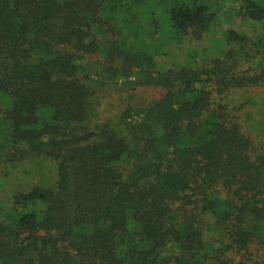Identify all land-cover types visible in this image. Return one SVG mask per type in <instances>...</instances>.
Segmentation results:
<instances>
[{"label": "trees", "instance_id": "1", "mask_svg": "<svg viewBox=\"0 0 264 264\" xmlns=\"http://www.w3.org/2000/svg\"><path fill=\"white\" fill-rule=\"evenodd\" d=\"M229 1L262 32L198 62L206 0H0V264H264V127L225 100L264 82V0Z\"/></svg>", "mask_w": 264, "mask_h": 264}, {"label": "rangeland", "instance_id": "2", "mask_svg": "<svg viewBox=\"0 0 264 264\" xmlns=\"http://www.w3.org/2000/svg\"><path fill=\"white\" fill-rule=\"evenodd\" d=\"M206 1L212 7H214L218 12L219 23L217 29L216 28L212 29V31L200 43H192V44H190L189 42L185 43V46L189 49V51L192 50L199 52V57L196 58L197 61L202 60L207 54L210 55V53L207 52L206 48L210 49L209 52L211 53L214 52V47L216 45L214 44L215 43L214 41H218L220 39L221 33L219 32V30L221 29L244 31L251 37L258 36L262 32V27L260 24L243 18V16L239 12V8H238L239 3H232L229 0H206ZM94 58L96 59V57ZM255 63L256 61L253 62L254 65ZM239 69H242L241 63ZM101 79L103 81L102 83L103 85L101 87L105 86L104 87L105 90L102 93L103 96H101L99 99L100 117L103 119L109 117L114 118L126 108V103L124 98H126L128 92L127 91L119 92L120 88L125 87L124 85L125 78L116 77L114 79L111 78L106 79L105 77L102 76ZM160 93L161 91L159 89L152 90L151 92H149V90L145 88H139V90H137V92L134 93V96L138 95L139 98L143 99L151 95L154 96L155 94L158 96L160 95ZM246 93L249 94L246 95ZM225 95H226L225 100H231V99L237 100V101L235 100L236 102L232 104L229 103L230 107L227 111L228 116L232 119H235L241 124L242 129L245 131V133H247L251 137L255 145L254 147L257 148V145L259 144L261 145L262 143L258 133L254 130H259L260 125H263L262 127H264V82H260L259 85L254 87L244 88L242 90L239 89L236 92L228 91L225 93ZM246 96L250 99H253L254 104H246L243 107L242 111L233 108L234 104L239 102L240 99H242L243 101ZM218 97H219L218 95H215V98L219 99ZM131 98L133 99V97ZM256 254L259 259L261 260L264 259V253L259 252L258 250Z\"/></svg>", "mask_w": 264, "mask_h": 264}]
</instances>
